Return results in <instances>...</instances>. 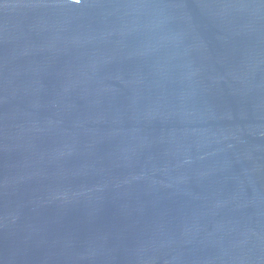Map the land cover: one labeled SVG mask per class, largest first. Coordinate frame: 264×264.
<instances>
[{
    "label": "water",
    "instance_id": "water-1",
    "mask_svg": "<svg viewBox=\"0 0 264 264\" xmlns=\"http://www.w3.org/2000/svg\"><path fill=\"white\" fill-rule=\"evenodd\" d=\"M0 264H264V0H0Z\"/></svg>",
    "mask_w": 264,
    "mask_h": 264
},
{
    "label": "snow or ice",
    "instance_id": "snow-or-ice-1",
    "mask_svg": "<svg viewBox=\"0 0 264 264\" xmlns=\"http://www.w3.org/2000/svg\"><path fill=\"white\" fill-rule=\"evenodd\" d=\"M75 2L78 4V3H80V0H75Z\"/></svg>",
    "mask_w": 264,
    "mask_h": 264
}]
</instances>
